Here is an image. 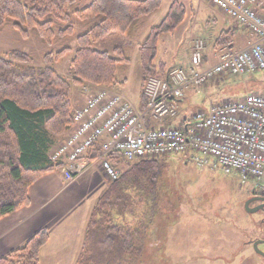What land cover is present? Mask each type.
Here are the masks:
<instances>
[{
  "label": "trees",
  "instance_id": "obj_1",
  "mask_svg": "<svg viewBox=\"0 0 264 264\" xmlns=\"http://www.w3.org/2000/svg\"><path fill=\"white\" fill-rule=\"evenodd\" d=\"M77 2L0 0V31L10 25L23 39L34 32L41 42L51 45L73 35L75 18L88 24L75 38L76 47L68 65L70 80L51 67L68 48L47 54L44 67L35 66L29 55L19 51L0 57V219L28 206L29 187L57 169L49 161V152L56 139L73 127L72 86L88 83L108 89L122 87L123 82L117 77L118 67L129 66L127 55L134 44H137L141 89L150 77L164 78L168 70L162 62L156 63L159 39L162 35L173 34L186 15L183 5L174 1L161 22L139 43L145 22L160 10L161 0H92L84 8L71 11ZM257 12L264 17V3ZM115 32L127 42L114 48L112 56L93 50L94 43ZM235 35L233 28L222 31L214 48L230 45ZM230 78L231 75L221 76L208 86L229 84ZM191 91L196 94L197 89ZM226 91L228 87L220 95H225ZM144 106L140 92L138 107L143 109ZM179 112L184 114L182 110ZM99 153L100 149L96 148L89 159L95 160ZM108 159L121 174L116 181H109L108 189L95 203L76 264H140L144 252L153 220L150 213L156 202L161 164L151 158L128 163L118 154ZM126 165L129 168L123 170L121 167ZM131 193L136 194L149 216H143L134 225L116 224L112 211L122 203L127 210ZM48 240L47 230L40 229L22 248L0 257V264H40V251Z\"/></svg>",
  "mask_w": 264,
  "mask_h": 264
},
{
  "label": "rangeland",
  "instance_id": "obj_2",
  "mask_svg": "<svg viewBox=\"0 0 264 264\" xmlns=\"http://www.w3.org/2000/svg\"><path fill=\"white\" fill-rule=\"evenodd\" d=\"M91 1L78 0L71 11L82 9ZM174 1L183 5L186 13L185 20L173 34L160 37L157 61L165 62L167 64L165 69L168 71L172 68L188 69L191 57L190 42L197 39L205 44L203 57H207L205 58L207 62L204 64H213L210 55L216 51L212 48L215 39L225 30V27L218 10L204 0H161L160 10L145 22L139 43L145 39L152 27L161 22ZM260 2L263 4L264 0ZM213 19L216 21L213 22ZM74 22L73 35L51 45L41 42L34 32L29 33L28 39H23L10 25L5 26L0 31V57H5L11 51H19L29 55L35 66L44 67V57L47 54H55L62 48H68L60 60L53 62L51 67L70 80L68 65L76 47L75 38L88 27V24L76 18ZM126 42L124 36L115 32L102 41L94 43L92 48L112 56L114 48L121 47ZM127 56L130 60L129 66L125 68L119 65L118 67L117 77L123 82V90L120 89V91L138 106L141 70L138 64L137 44L128 51ZM226 87H228L226 94L220 95ZM100 88L103 87L88 83L72 86L71 100L78 91L82 92L84 98L82 105L76 106V109L82 107L87 99L96 94ZM116 88L118 87L113 89ZM249 92L264 93V75L231 76L229 84L225 82L220 86L209 85L185 107L182 105L181 110L183 113H191L196 109H206L210 103L241 98ZM67 134L56 139L49 153L62 143ZM154 159L160 162L162 168L157 182L156 202L150 213V215L153 214V220L148 230L140 264H228L230 255L231 264H264L260 256L256 255L248 245L251 241L264 240L261 214L249 213L245 209V203L254 195L251 181L247 185H241L233 176L207 168L200 169L187 163L183 155L156 156ZM121 168L127 170L129 167L126 165ZM130 195L131 200L127 204V210L122 203L116 205L112 211L116 224L134 225L143 219V216H149V211H146V207L138 202L136 194ZM201 225L214 227L205 233L201 230L203 227ZM228 237H231V254Z\"/></svg>",
  "mask_w": 264,
  "mask_h": 264
},
{
  "label": "built area",
  "instance_id": "obj_3",
  "mask_svg": "<svg viewBox=\"0 0 264 264\" xmlns=\"http://www.w3.org/2000/svg\"><path fill=\"white\" fill-rule=\"evenodd\" d=\"M204 1L247 30L254 41L240 50L222 48L216 62L205 66V44L195 41L188 69L172 68L164 78L146 79L143 109L119 88L98 89L73 110L72 130L49 155L68 184L95 167L116 181L121 173L108 159L113 154L128 163L178 154L197 168L233 176L241 185L251 181L253 191L264 197V94L248 93L179 115L191 89L225 75L264 73V17L257 12L261 0ZM96 148L100 153L91 161Z\"/></svg>",
  "mask_w": 264,
  "mask_h": 264
},
{
  "label": "crops",
  "instance_id": "obj_4",
  "mask_svg": "<svg viewBox=\"0 0 264 264\" xmlns=\"http://www.w3.org/2000/svg\"><path fill=\"white\" fill-rule=\"evenodd\" d=\"M261 5L260 2L259 7ZM218 12L223 18V31L230 28L236 31L234 40L228 46L239 50L254 41L249 32L227 18L220 10ZM212 21L215 22L216 19ZM196 40L190 42V53ZM222 48H214L213 45L212 50L216 51L210 55L213 62ZM158 62L167 66L165 62L156 59V63ZM120 88L123 90V86ZM200 91H196V94L188 91L186 100L182 103L183 107L196 98ZM75 95L71 100L74 109L84 101L81 91ZM109 183V179L98 167L84 173L70 184H66L58 171L42 176L28 189L29 205L0 219V257L22 248L38 230L45 229L49 240L40 251V264L76 263L82 250L90 213L97 200L108 189Z\"/></svg>",
  "mask_w": 264,
  "mask_h": 264
},
{
  "label": "flooded vegetation",
  "instance_id": "obj_5",
  "mask_svg": "<svg viewBox=\"0 0 264 264\" xmlns=\"http://www.w3.org/2000/svg\"><path fill=\"white\" fill-rule=\"evenodd\" d=\"M250 199H264V197H262V196H260V195H257V194H254L252 197H250L248 200H250ZM250 208H253V209H255V208H260V210L257 212V213H259V214H261V224L262 225H264V203L263 202H253V203H251L250 204V206H249ZM201 226H203L202 228H201V230H203V231H205V233L208 231V230H211V229H213V228H211V227H214V226H210V227H208V226H204V225H201ZM229 231H230V236H231V226H230V228H229ZM204 238V237H203ZM202 238V239H203ZM228 240H229V242H230V245H229V251H230V254H231V237H228ZM264 241V240H263ZM252 242V243H251ZM250 243H251V248H252V251L254 252V250H253V241H251ZM258 249L264 254V244H261V245H259L258 246ZM255 253V252H254ZM257 255V254H256ZM259 256V255H258ZM261 257V256H260ZM262 258V257H261ZM263 260H264V258H262ZM228 262V264H231V255H230V258H229V260L227 261Z\"/></svg>",
  "mask_w": 264,
  "mask_h": 264
},
{
  "label": "water",
  "instance_id": "obj_6",
  "mask_svg": "<svg viewBox=\"0 0 264 264\" xmlns=\"http://www.w3.org/2000/svg\"><path fill=\"white\" fill-rule=\"evenodd\" d=\"M253 202H263L264 203V199H250L245 203V209L249 212V213H257L260 208H255V209H250L249 205ZM264 244V241H256L253 243V250L255 252V254L261 256L262 258H264V254L258 249V246Z\"/></svg>",
  "mask_w": 264,
  "mask_h": 264
}]
</instances>
